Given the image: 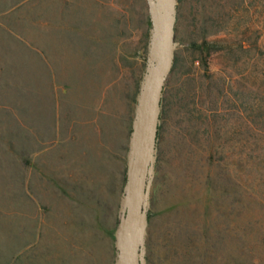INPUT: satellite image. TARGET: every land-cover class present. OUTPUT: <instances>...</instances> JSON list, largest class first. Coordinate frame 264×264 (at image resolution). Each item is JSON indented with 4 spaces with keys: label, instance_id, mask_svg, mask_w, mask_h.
<instances>
[{
    "label": "rangeland",
    "instance_id": "rangeland-1",
    "mask_svg": "<svg viewBox=\"0 0 264 264\" xmlns=\"http://www.w3.org/2000/svg\"><path fill=\"white\" fill-rule=\"evenodd\" d=\"M171 3L142 264H264V0ZM155 27L150 0H0V264H120Z\"/></svg>",
    "mask_w": 264,
    "mask_h": 264
},
{
    "label": "water",
    "instance_id": "water-1",
    "mask_svg": "<svg viewBox=\"0 0 264 264\" xmlns=\"http://www.w3.org/2000/svg\"><path fill=\"white\" fill-rule=\"evenodd\" d=\"M156 21L154 63L143 87L134 147L127 172L124 209L119 225L120 264H142L144 215L158 130L161 96L165 76L172 59L171 0H150ZM155 12L158 15H155Z\"/></svg>",
    "mask_w": 264,
    "mask_h": 264
},
{
    "label": "crops",
    "instance_id": "crops-1",
    "mask_svg": "<svg viewBox=\"0 0 264 264\" xmlns=\"http://www.w3.org/2000/svg\"><path fill=\"white\" fill-rule=\"evenodd\" d=\"M51 2V1H50ZM49 3V2H48ZM50 4V3H49ZM115 256H114V246L113 249L110 248V253L108 255V260L105 264H114ZM68 264H74V263H68Z\"/></svg>",
    "mask_w": 264,
    "mask_h": 264
},
{
    "label": "bare ground",
    "instance_id": "bare-ground-1",
    "mask_svg": "<svg viewBox=\"0 0 264 264\" xmlns=\"http://www.w3.org/2000/svg\"><path fill=\"white\" fill-rule=\"evenodd\" d=\"M155 15L157 16V15H158V13H157V12H155Z\"/></svg>",
    "mask_w": 264,
    "mask_h": 264
}]
</instances>
